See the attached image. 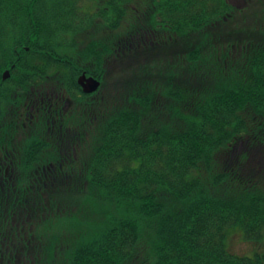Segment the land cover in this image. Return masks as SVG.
Instances as JSON below:
<instances>
[{
  "label": "trees",
  "instance_id": "trees-1",
  "mask_svg": "<svg viewBox=\"0 0 264 264\" xmlns=\"http://www.w3.org/2000/svg\"><path fill=\"white\" fill-rule=\"evenodd\" d=\"M39 59L58 158L0 178V264H264V0H0V71Z\"/></svg>",
  "mask_w": 264,
  "mask_h": 264
},
{
  "label": "flooded vegetation",
  "instance_id": "flooded-vegetation-1",
  "mask_svg": "<svg viewBox=\"0 0 264 264\" xmlns=\"http://www.w3.org/2000/svg\"><path fill=\"white\" fill-rule=\"evenodd\" d=\"M44 74L3 79L0 72V178L14 184L15 158H58L59 75ZM65 104L74 98L64 89ZM4 189V188H3ZM16 188H14V192Z\"/></svg>",
  "mask_w": 264,
  "mask_h": 264
},
{
  "label": "water",
  "instance_id": "water-1",
  "mask_svg": "<svg viewBox=\"0 0 264 264\" xmlns=\"http://www.w3.org/2000/svg\"><path fill=\"white\" fill-rule=\"evenodd\" d=\"M8 73L9 71H6L4 76L6 77ZM79 81L80 83H82L85 90L88 92L95 91L96 89H98L101 83L100 80H98L97 78L93 76L87 77L85 74L80 76Z\"/></svg>",
  "mask_w": 264,
  "mask_h": 264
},
{
  "label": "rangeland",
  "instance_id": "rangeland-1",
  "mask_svg": "<svg viewBox=\"0 0 264 264\" xmlns=\"http://www.w3.org/2000/svg\"><path fill=\"white\" fill-rule=\"evenodd\" d=\"M232 244H233V250L236 252H240V251L242 252L245 251V249H248L249 247L251 248V245L249 246L244 242H238V240L235 238L232 240Z\"/></svg>",
  "mask_w": 264,
  "mask_h": 264
}]
</instances>
